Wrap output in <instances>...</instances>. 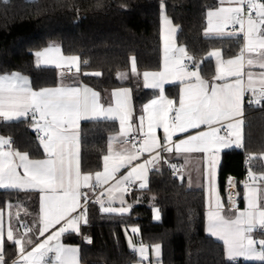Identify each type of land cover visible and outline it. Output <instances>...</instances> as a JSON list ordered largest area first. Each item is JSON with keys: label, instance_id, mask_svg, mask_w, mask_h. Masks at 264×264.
Here are the masks:
<instances>
[{"label": "snow or ice", "instance_id": "obj_1", "mask_svg": "<svg viewBox=\"0 0 264 264\" xmlns=\"http://www.w3.org/2000/svg\"><path fill=\"white\" fill-rule=\"evenodd\" d=\"M159 7L162 70L140 73L136 58L130 60L131 76L142 77L143 87L157 93L143 105L138 125L132 120L130 88L114 89V103L105 106L99 91L76 83L80 58L65 56L55 43L31 54L38 64L42 60L56 69H67V73L60 72L56 86L34 89L30 78L19 72L0 74V126L27 122L38 141L37 154L42 148L44 157L32 158L29 151L17 150L11 137L0 134V190L39 194L35 215L18 203H7V212L0 209V264H80L81 249L64 244L62 238L79 235L81 226L89 224L90 204L98 205L101 213L130 214L141 197L131 204L125 197L133 189L148 190L149 174H162L165 165L181 182L187 176L189 186L194 173L202 174L207 193L206 232L223 242L227 264H239V258L264 264V171H254L252 166L253 161H264V152L246 158L245 181L231 177L226 181L227 211L217 180L221 154L226 149L245 148L246 95L250 94L249 106L264 107V0H219L217 7L207 9L205 38L243 42L239 54L227 59L221 49L214 48L197 60L186 46H178L179 28L168 17L165 0H160ZM213 59L215 75L208 80L201 74V65ZM256 67L262 71L252 72ZM73 69L77 75H70ZM128 78L127 72L117 73L121 81ZM67 79L73 83L65 84ZM170 83L180 85L178 106L165 95ZM85 119L119 122L118 134L107 139L103 170L94 174L81 169L80 122ZM158 129L163 131L162 138ZM196 153L203 154L202 172L192 165ZM179 159L182 164L173 162ZM238 183L243 188V210L238 200L241 192L235 190ZM153 213L160 220L159 209L153 207ZM29 216L30 222L24 219ZM139 233V227H131L130 233L125 229L127 246L138 257L136 264H148L149 245L133 238ZM84 240L92 244L90 237ZM9 246L15 250L11 259ZM151 253L159 264L161 245H152Z\"/></svg>", "mask_w": 264, "mask_h": 264}, {"label": "trees", "instance_id": "obj_2", "mask_svg": "<svg viewBox=\"0 0 264 264\" xmlns=\"http://www.w3.org/2000/svg\"><path fill=\"white\" fill-rule=\"evenodd\" d=\"M167 15L179 28L177 42L186 46L197 60L214 48L222 50L224 58L239 54L242 40L203 35L206 11L215 8L219 0H165ZM100 4V7L96 5ZM160 0H0V74L18 71L30 78L34 89L58 84L59 71L42 67L31 53L52 43L64 54L79 56L82 79L96 90H112L132 85L139 106L156 92L145 90L131 76L130 60L136 58L138 71L158 70L162 63ZM122 6H124L122 8ZM85 61L87 64L85 65ZM214 61L201 65L204 76L214 74ZM102 72L101 77L84 75ZM127 72V81L117 79V73ZM178 98V86L167 89ZM116 121L83 122L81 128V169L95 173L103 168L107 154V139L118 132ZM245 148L222 153L219 187L225 194L228 177L243 182L244 162L249 154L264 152V107H245ZM0 134L11 137L14 147L29 151L32 158H42L43 151L27 122L0 126ZM253 170L264 171V162H252ZM149 189L140 203L123 217L101 213L99 206L90 204L89 224L82 226L81 235L66 234L64 242L81 247L84 264H135L138 257L131 254L125 229L139 227L134 240L146 245L159 243L163 264H227L223 242L206 232V197L202 189H190L173 177L167 166L162 174L151 173ZM243 188L240 187V191ZM26 196V197H25ZM155 197V199H152ZM24 201L36 211V201L27 195L0 191V209L8 202ZM242 201V198H241ZM153 207H158L161 220L155 221ZM259 237V233L255 234ZM92 239L87 244L84 237ZM9 259L15 250L9 246ZM239 264H257L239 260Z\"/></svg>", "mask_w": 264, "mask_h": 264}, {"label": "crops", "instance_id": "obj_3", "mask_svg": "<svg viewBox=\"0 0 264 264\" xmlns=\"http://www.w3.org/2000/svg\"><path fill=\"white\" fill-rule=\"evenodd\" d=\"M174 23V22H173ZM176 25V24H175ZM161 31H162V24H161ZM227 31H229L228 29H227ZM176 43H177V45L178 46H181L178 42H177V39H176ZM59 46V45H58ZM162 46H163V40H162ZM45 48V47H44ZM43 49V48H42ZM42 49H40V50H42ZM40 50H38V51H40ZM63 51V50H62ZM36 52V51H35ZM63 54H64V52H63ZM65 56H69V55H66V54H64ZM163 56H164V51H163ZM79 57V56H78ZM80 58V57H79ZM230 58H232V57H230ZM35 59H36V57H35ZM226 59V58H225ZM213 61H214V59H213ZM36 63H37V59H36ZM80 63H81V60H80ZM38 64V63H37ZM214 64H215V61H214ZM38 65H40V66H42V67H51V68H55L53 65H45L44 63H43V61L41 60L40 62H39V64ZM162 67H163V58H162V63H161V65H160V68L158 69V70H147V71H159V70H162ZM137 68H138V66H137ZM249 69H245V71H248ZM58 71H59V81H58V83L60 82V72L61 71H64L65 73H67V69H63V70H61V69H58ZM251 71L252 72H254V73H259L260 71H262L261 69H259L258 67H256V68H252L251 69ZM14 72H18V71H14ZM20 73V72H19ZM143 73V72H142ZM22 74V73H21ZM201 74H202V76H204L203 75V73H202V71H201ZM22 75H24V74H22ZM70 75H77V74H75V69H73V71H72V74H70ZM214 75H215V69H214V74L212 75V76H210V77H206V76H204V78L205 79H208V80H211L213 77H214ZM24 76H26V75H24ZM135 81L137 82V83H140V85L143 87V80H142V77L139 79V80H137L136 78H135ZM64 83L65 84H71V83H73V80H71V79H67V80H65L64 81ZM76 83H80V84H85V85H88L89 87H91L89 84H87L85 81H83V79H82V74H81V71H80V73L78 74V80L76 81ZM56 86V85H55ZM171 86H178V98L176 99V98H174L172 95H170L169 93H168V91H167V89L169 88V87H171ZM50 87H54V86H50ZM123 87H127V88H130L132 91H131V101H130V103H131V107H132V110H133V116H132V120H133V124H134V126L135 125H138V123H139V117H140V115L142 114V108H143V105L144 104H146V103H148L151 99H153V98H155L156 97V95H157V93H156V95H154L153 97H151V98H149V99H147L144 103H142L141 105H137L136 104V102H135V90H134V87L132 86V85H125V86H123ZM93 88V87H92ZM119 88H121V87H119ZM144 88V87H143ZM94 89V88H93ZM114 89H117V88H114ZM114 89H112V90H104V91H99V90H96V91H99L100 93H101V103L102 104H104L105 106H107L109 103H114V101L112 100V97H111V92L114 90ZM145 90H149V91H151V92H156L155 90H152V89H147V88H144ZM179 89H180V85L178 84V83H170V84H167L166 86H165V95L168 97V98H170V99H173V100H175V101H177V106H178V99H179ZM245 107H246V105H245ZM86 121H98V120H87V119H85V120H82L81 122H80V155H81V152H82V145H81V137H82V135H81V128H82V124H83V122H86ZM111 121H116L117 123H118V126H119V122H118V120H111ZM244 121H245V108H244ZM118 132H119V130H118ZM118 132L116 133V134H118ZM116 134H114V135H116ZM223 134V133H222ZM157 135L159 136V137H163V131H162V129H158L157 130ZM181 138H183V137H181ZM232 149H236V148H232ZM226 150H230V149H226ZM225 150V151H226ZM42 151H43V149H42ZM222 155V154H221ZM202 156H203V154H199V153H196V154H192V157H191V159H192V165H193V167L194 168H200L201 169V172H202V170H203V160H202ZM42 158H44V157H42ZM173 162H176V163H178V165L179 164H182L183 163V161H182V159H179V160H174ZM264 162V161H263ZM166 166V165H165ZM102 170H103V168H102ZM102 170H100V171H102ZM83 172V171H82ZM94 174V173H93ZM151 174V173H150ZM150 174H149V177H150ZM231 178H234L237 182H238V180H237V178L236 177H234V176H230ZM230 177H228V178H230ZM219 170H218V177H217V180H218V188H219V190H220V187H219ZM228 180V179H227ZM244 181V180H243ZM185 184H186V186L188 187V188H190V189H202L204 192H205V197H206V202H207V193H206V185H205V182H204V180H203V176H202V174L201 175H197V174H193V177H192V185L191 186H189V184H188V177L187 176H185V178H184V181H183ZM240 187H242V184L241 183H238V187H237V190L238 191H240ZM0 191H3V190H0ZM241 192V195L243 194V190L242 191H240ZM144 191L143 192H140V191H138V190H136V189H133L132 190V192H131V194H129L128 196H126L125 197V199L128 201V203H133V201L135 200V198L137 197V196H140L141 198L144 196ZM220 193H221V198H222V202L224 203V207H225V210L227 211V209H228V201H227V195H226V190H225V194H223L221 191H220ZM25 194V193H24ZM25 195H27V200L30 202V203H32L30 200H35L36 201V208H37V210L36 211H33L32 210V208H30V206H28V202L26 203V202H24V201H11V203H13V204H21L22 205V207H25V208H27L28 209V211L30 212V213H32L33 215H35L36 214V212H38V205H39V194L38 193H36V192H33V193H31V194H25ZM26 197V196H25ZM141 200V199H140ZM9 203V202H8ZM140 203V202H139ZM139 203H137V204H139ZM137 204H135L134 206H136ZM7 205V204H6ZM6 205H5V207L4 208H1V209H3L5 212H7L8 211V209H7V207H6ZM114 206H119L118 204H116V205H114ZM239 207H240V209L241 210H243V208L245 207V204H244V201H243V199H242V201H241V204L239 205ZM206 212H207V206H206ZM21 215L23 216V212L21 213ZM25 220H27L28 222H30L31 221V216H29V217H25L24 218ZM207 223V222H206ZM83 226V225H82ZM82 226H81V233H82ZM205 227H206V224H205ZM81 233L79 234V235H81ZM45 235H47V233L45 234ZM135 237V236H134ZM133 237V238H134ZM215 238V237H214ZM41 240H43L44 239V237H41L40 238ZM64 237L62 238V242L64 243V244H66V245H70V246H76V247H79L80 249H81V247H80V245H76V244H67V243H65L64 242ZM216 239V238H215ZM218 240V239H217ZM136 241V240H135ZM220 241V240H219ZM222 242V241H221ZM152 246V245H151ZM151 246H149V257H150V260H149V262H148V264H156V258L153 256V254L151 253ZM52 259V254H49V260H51ZM239 260H242V261H244V259L243 258H239ZM80 264H84L83 262H82V260H81V255H80ZM136 264V263H135ZM159 264H163L162 263V250H161V256H160V258H159Z\"/></svg>", "mask_w": 264, "mask_h": 264}, {"label": "built area", "instance_id": "obj_4", "mask_svg": "<svg viewBox=\"0 0 264 264\" xmlns=\"http://www.w3.org/2000/svg\"><path fill=\"white\" fill-rule=\"evenodd\" d=\"M229 31L231 30L230 28L228 29ZM249 95L250 94H248V95H246V97H245V105L246 106H249L248 105V103H247V101H248V98H249ZM252 106H255V105H252ZM244 166H245V176H244V181L247 179V177H246V170L248 169V167H249V165H248V163H246V160H245V162H244ZM236 191H238L237 189H235ZM99 191V190H98ZM226 195H227V192H226ZM241 198H242V195H241V197L240 198H238V200H239V205L241 204ZM257 239H259V237H256Z\"/></svg>", "mask_w": 264, "mask_h": 264}, {"label": "rangeland", "instance_id": "obj_5", "mask_svg": "<svg viewBox=\"0 0 264 264\" xmlns=\"http://www.w3.org/2000/svg\"><path fill=\"white\" fill-rule=\"evenodd\" d=\"M169 17V16H168ZM170 18V17H169ZM171 19V18H170ZM161 24H162V21H161ZM56 45H58V44H56ZM155 208H157V209H159L158 207H155ZM160 211V210H159ZM160 220H161V212H160ZM160 220H155V221H157V222H159Z\"/></svg>", "mask_w": 264, "mask_h": 264}]
</instances>
